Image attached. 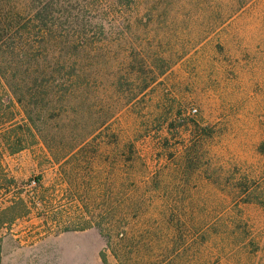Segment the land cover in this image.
Segmentation results:
<instances>
[{
    "label": "rangeland",
    "instance_id": "1",
    "mask_svg": "<svg viewBox=\"0 0 264 264\" xmlns=\"http://www.w3.org/2000/svg\"><path fill=\"white\" fill-rule=\"evenodd\" d=\"M55 1L94 36L84 133L107 121L0 159V264H264V0Z\"/></svg>",
    "mask_w": 264,
    "mask_h": 264
},
{
    "label": "trees",
    "instance_id": "2",
    "mask_svg": "<svg viewBox=\"0 0 264 264\" xmlns=\"http://www.w3.org/2000/svg\"><path fill=\"white\" fill-rule=\"evenodd\" d=\"M57 4L53 0H0V159L4 154L13 155L42 144L50 161L60 165L72 145L60 146L59 142L71 136L80 143L107 121H100L88 111L91 128L84 133V108L88 109L86 103L92 97L89 90L96 88L97 80L88 77L86 66L74 55L79 48L93 47L94 36L87 35L85 25L79 22L67 27L70 18L55 10ZM50 47L70 50L56 60ZM165 70L150 69V75L141 80L135 70L130 72L127 80L131 86L125 101L135 99ZM10 79L19 82L9 83ZM119 82L107 79L110 93L115 95ZM5 89L14 95V101ZM38 95L46 99H36ZM15 104L20 110L14 109ZM16 111L21 118L16 117ZM41 114L45 121L54 119L60 125L54 128L48 121L38 123ZM259 149L264 152V140ZM34 182L39 184L40 179ZM103 263L107 264L105 255Z\"/></svg>",
    "mask_w": 264,
    "mask_h": 264
},
{
    "label": "built area",
    "instance_id": "3",
    "mask_svg": "<svg viewBox=\"0 0 264 264\" xmlns=\"http://www.w3.org/2000/svg\"><path fill=\"white\" fill-rule=\"evenodd\" d=\"M195 111H196V109H195V108H193V109L191 110V112H192V113H194Z\"/></svg>",
    "mask_w": 264,
    "mask_h": 264
}]
</instances>
